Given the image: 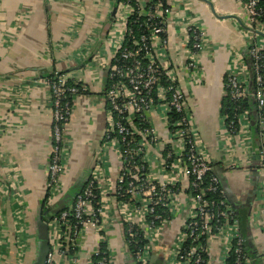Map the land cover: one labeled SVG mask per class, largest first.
<instances>
[{"label": "built area", "instance_id": "obj_1", "mask_svg": "<svg viewBox=\"0 0 264 264\" xmlns=\"http://www.w3.org/2000/svg\"><path fill=\"white\" fill-rule=\"evenodd\" d=\"M239 1L243 15L228 18L238 23L246 48L245 53L233 52L225 71L217 161L195 126L189 99L204 79L202 57L212 43L188 0H115V20L106 38L109 52L101 58L93 53L99 27L91 32L71 64H84L92 55L93 61L102 59L96 68L107 73L101 82L106 87L107 127L86 185L69 208L46 221L48 245L42 264H81L88 226L97 240L88 256L91 264H115L108 231L116 216L126 226L124 240L137 264H151L153 248L179 218L169 264H254L240 213L217 172L220 166L249 178L256 174L261 193L250 213V228L262 223L264 0ZM178 12L174 28L172 16ZM174 33H182L186 48V55L175 62L169 52ZM42 84L53 111L47 181V202L53 204L63 191L71 114L89 86L71 70L53 71ZM112 155L114 181L108 174ZM19 183L17 169L9 165L0 180V264L32 262L30 223Z\"/></svg>", "mask_w": 264, "mask_h": 264}, {"label": "crops", "instance_id": "obj_2", "mask_svg": "<svg viewBox=\"0 0 264 264\" xmlns=\"http://www.w3.org/2000/svg\"><path fill=\"white\" fill-rule=\"evenodd\" d=\"M188 3L201 19L212 43L202 57L204 79L191 90L189 99L195 126L217 161L216 134L225 71L233 52L245 53L246 48L238 23L228 17H241L242 6L239 0H188ZM177 4L181 5V2ZM115 6V0H0V180L9 165L17 169L30 223V264L36 263L33 259L37 256L42 213L45 208L58 211L73 204L76 194L89 180L104 140L107 105L104 100L106 87L101 82L107 73L96 68L102 59H91L98 53L101 58L109 52L106 38L112 31ZM182 9L183 6H179V10ZM181 13L172 16L174 28ZM96 27H99L100 38L94 46V55L86 63L80 61L73 66L71 61L75 54ZM179 34L182 33L171 34L169 39L173 62L186 55ZM67 70L89 86V93L75 102L68 124L70 147L62 178L63 191L53 204H49L47 181L54 144L53 111L42 80L53 71ZM111 163L108 174L114 181L117 169L113 155ZM217 172L229 199L246 221L247 241L254 264H264V213L262 223L253 229L249 223L251 210L261 193L256 174L249 178L243 171L225 172L220 166H217ZM4 209L9 220L6 204ZM114 220L108 235L115 264H137L124 240V222L118 216ZM179 222L180 218L153 248L151 264H169ZM7 231L13 245L14 228L10 221ZM87 231L81 264H91L88 256L97 246L93 228L88 226Z\"/></svg>", "mask_w": 264, "mask_h": 264}, {"label": "trees", "instance_id": "obj_3", "mask_svg": "<svg viewBox=\"0 0 264 264\" xmlns=\"http://www.w3.org/2000/svg\"><path fill=\"white\" fill-rule=\"evenodd\" d=\"M158 0H152V3L155 4ZM264 4V2H263ZM133 18H131V22H132ZM133 29H137V26H133ZM70 97V96H69ZM83 188V187H82ZM82 190V189H81ZM80 190V191H81ZM79 192V191H78ZM54 213V210L52 211L51 209L48 210L47 208H45L44 212L42 213L43 215L40 217V229H39V234H38V247L39 249L41 248H45L47 247V243H48V232H47V228H46V221L48 219H50L51 215ZM242 224H243V233L245 234V236L247 237L246 233L248 231V227L246 225V221L244 219H242ZM39 257V256H38ZM40 260L37 259L35 264H42V257H39ZM40 261V263H39Z\"/></svg>", "mask_w": 264, "mask_h": 264}, {"label": "water", "instance_id": "obj_4", "mask_svg": "<svg viewBox=\"0 0 264 264\" xmlns=\"http://www.w3.org/2000/svg\"><path fill=\"white\" fill-rule=\"evenodd\" d=\"M58 211H60V210H58ZM58 211H55V210H54L55 213H57ZM53 214H54V213H53ZM38 248H39V247H38ZM45 250H46L45 248H41V249H39V252L37 253V259H38V256L43 257Z\"/></svg>", "mask_w": 264, "mask_h": 264}, {"label": "rangeland", "instance_id": "obj_5", "mask_svg": "<svg viewBox=\"0 0 264 264\" xmlns=\"http://www.w3.org/2000/svg\"><path fill=\"white\" fill-rule=\"evenodd\" d=\"M39 257H40V256H39ZM39 257H38V260H40ZM39 263H40V261H39Z\"/></svg>", "mask_w": 264, "mask_h": 264}]
</instances>
